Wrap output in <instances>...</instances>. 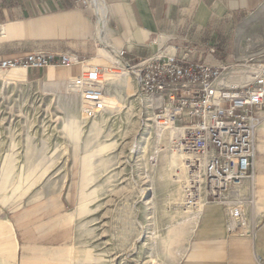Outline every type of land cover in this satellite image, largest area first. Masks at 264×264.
I'll list each match as a JSON object with an SVG mask.
<instances>
[{"label": "rangeland", "instance_id": "rangeland-1", "mask_svg": "<svg viewBox=\"0 0 264 264\" xmlns=\"http://www.w3.org/2000/svg\"><path fill=\"white\" fill-rule=\"evenodd\" d=\"M233 43L237 77L264 63V7L243 20ZM115 63L121 59L105 46L91 61ZM52 70L63 69L27 81L16 76L18 69L0 71V225H12L20 260L26 243L66 238L53 255L74 250L88 261L90 250L100 264H176L202 208L195 215L176 210L187 155L171 148L175 134L154 131L151 98L135 96L128 71L109 73L107 110L85 123L79 97L68 92L67 81L50 78ZM71 123H78L77 134ZM263 125L254 164L259 175ZM173 154L179 156L174 169Z\"/></svg>", "mask_w": 264, "mask_h": 264}, {"label": "crops", "instance_id": "crops-1", "mask_svg": "<svg viewBox=\"0 0 264 264\" xmlns=\"http://www.w3.org/2000/svg\"><path fill=\"white\" fill-rule=\"evenodd\" d=\"M98 4L92 0H0V25L5 30L0 37V60L51 51L92 61L105 46L111 56L124 51L125 60L133 61L154 56L162 46L192 44L199 54L216 46V55H204V60L219 67L229 65L238 53L233 46L238 26L262 9L264 0H98ZM62 69L59 73L52 70L49 77L67 81L81 71L80 66ZM41 73L18 69L16 76L27 81ZM249 187L255 189L256 205L249 208L255 233L230 234L227 208L211 203L202 208L189 246L176 264H256L258 256L264 257V174L259 175L255 168L242 190L245 199ZM56 235L57 231L52 232L48 239ZM65 241L26 243L20 260L12 225H0V260L3 264L101 263L90 250L86 252L88 261H84V253L76 257L74 250L53 255Z\"/></svg>", "mask_w": 264, "mask_h": 264}, {"label": "built area", "instance_id": "built-area-1", "mask_svg": "<svg viewBox=\"0 0 264 264\" xmlns=\"http://www.w3.org/2000/svg\"><path fill=\"white\" fill-rule=\"evenodd\" d=\"M216 53L213 45L199 54L192 44H170L154 56L133 61L119 52L121 63L107 67L76 54L38 51L0 60V71L80 66V74L68 79L66 86L79 97L85 123L107 110L109 73L128 71L135 96L151 98L147 107L154 131L176 134L169 141L171 148L187 155L186 180L176 210L195 215L200 207L219 203L227 208V231L245 236L256 231L249 212L256 205L255 189L248 188L247 199L242 190L254 168L257 132L264 122V63L253 65L255 71L243 77L229 79L228 73L240 65L219 67L203 58ZM256 264H264V257L258 256Z\"/></svg>", "mask_w": 264, "mask_h": 264}, {"label": "bare ground", "instance_id": "bare-ground-1", "mask_svg": "<svg viewBox=\"0 0 264 264\" xmlns=\"http://www.w3.org/2000/svg\"><path fill=\"white\" fill-rule=\"evenodd\" d=\"M93 2H96V0H93ZM100 24H99V30H100V32L103 30V22L100 20V22H99ZM4 34H5V30L3 29V33H2V35H0V37H3L4 36ZM19 69V68H18ZM14 70H16V69H14ZM238 75H240V74H237V73H235V72H229L228 73V77L230 76V78H236ZM71 127H72V129L76 132V134L78 133V131H79V125H78V123H76V124H74V123H71ZM170 134H174L173 132H171ZM176 135V134H175ZM174 135V136H175ZM106 148V147H105ZM184 154V153H183ZM186 155V154H185ZM178 164H179V156L178 155H176V154H173V156H172V161H171V165H172V168L174 169V168H176L177 166H178ZM186 164V163H185ZM185 170H186V165H185ZM200 208H203V207H200ZM200 210V209H199Z\"/></svg>", "mask_w": 264, "mask_h": 264}]
</instances>
